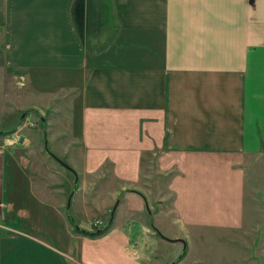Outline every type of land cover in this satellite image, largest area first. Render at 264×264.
Here are the masks:
<instances>
[{
  "label": "crops",
  "instance_id": "crops-1",
  "mask_svg": "<svg viewBox=\"0 0 264 264\" xmlns=\"http://www.w3.org/2000/svg\"><path fill=\"white\" fill-rule=\"evenodd\" d=\"M0 39L3 80L67 74L77 103L64 185L60 162L23 154L40 149L30 115L0 130L28 170L11 198L0 153V264H180L198 232L241 226V164L264 153V0H0ZM96 217L110 225L91 236Z\"/></svg>",
  "mask_w": 264,
  "mask_h": 264
},
{
  "label": "rangeland",
  "instance_id": "rangeland-1",
  "mask_svg": "<svg viewBox=\"0 0 264 264\" xmlns=\"http://www.w3.org/2000/svg\"><path fill=\"white\" fill-rule=\"evenodd\" d=\"M27 76L24 79L17 74L14 86L8 83L7 79L3 80L0 73V106L3 105L0 107V130L11 133L10 129L14 127L20 115H30V123L23 124L22 121L21 124L23 128H32L33 133L37 134L34 143L40 149L33 153L24 150L25 157L35 161L49 159L52 155L71 167L74 153L71 143L76 137L77 120L76 97H73L71 85L67 86L71 76L57 71L29 73ZM3 94L7 97H1ZM10 94H13L14 98H10ZM44 130L46 137L50 138L48 143L44 138ZM41 151L51 155L46 157ZM0 153L2 191L7 192L11 198L19 197L27 192L28 183L23 179L28 170L18 164V156H12L7 148L0 149ZM241 167L244 201L241 226L233 230L208 228L198 232L189 246L186 259L180 264H264V153L246 156ZM48 168L42 167L49 173ZM56 168L62 172L60 178L63 185L68 183L69 179L74 180L69 168L60 163ZM160 179L161 176L155 173L152 167L141 173V182L151 190L155 188L154 181ZM106 186L113 187V183L109 181ZM97 193L102 197L104 189L98 190ZM165 205L166 202H163L161 207L165 208ZM153 206L154 209L157 207L156 204ZM102 219H105V216ZM103 223V220L97 217L91 222L93 229L102 227Z\"/></svg>",
  "mask_w": 264,
  "mask_h": 264
},
{
  "label": "trees",
  "instance_id": "trees-1",
  "mask_svg": "<svg viewBox=\"0 0 264 264\" xmlns=\"http://www.w3.org/2000/svg\"><path fill=\"white\" fill-rule=\"evenodd\" d=\"M110 225V221H107V223L105 225H103L102 227L95 229L92 232H89L88 234L91 236H95V235H99L102 234L106 231V229L109 227ZM182 257V253L179 255V258Z\"/></svg>",
  "mask_w": 264,
  "mask_h": 264
},
{
  "label": "water",
  "instance_id": "water-1",
  "mask_svg": "<svg viewBox=\"0 0 264 264\" xmlns=\"http://www.w3.org/2000/svg\"><path fill=\"white\" fill-rule=\"evenodd\" d=\"M51 155V154H50ZM52 156V155H51ZM54 159H56L54 156H52ZM58 162H60L63 166L67 167L66 164H64L63 162L59 161L58 159H56ZM113 209V208H112ZM112 215V212H111ZM178 241H180L182 244H184V241L182 239H177Z\"/></svg>",
  "mask_w": 264,
  "mask_h": 264
},
{
  "label": "built area",
  "instance_id": "built-area-1",
  "mask_svg": "<svg viewBox=\"0 0 264 264\" xmlns=\"http://www.w3.org/2000/svg\"><path fill=\"white\" fill-rule=\"evenodd\" d=\"M27 123H29V122H27Z\"/></svg>",
  "mask_w": 264,
  "mask_h": 264
}]
</instances>
